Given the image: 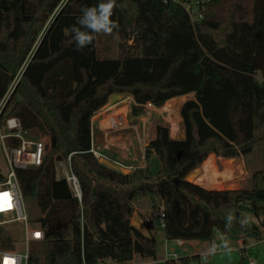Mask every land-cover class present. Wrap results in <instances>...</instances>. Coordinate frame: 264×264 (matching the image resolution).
Listing matches in <instances>:
<instances>
[{"label":"trees","instance_id":"obj_1","mask_svg":"<svg viewBox=\"0 0 264 264\" xmlns=\"http://www.w3.org/2000/svg\"><path fill=\"white\" fill-rule=\"evenodd\" d=\"M200 1L116 0L112 19L119 28L77 50L70 28L81 8L98 0H0V124L16 117L25 130L48 138L42 164L17 169L44 232L30 243L28 264L155 259V237L131 221L141 196L160 199L152 207L163 204L169 240L210 242L219 233L245 245L264 238V170L254 171L252 186L240 191L188 179L212 153L238 158L264 144V0H207L203 19L193 22L185 4ZM130 34L134 44H128ZM123 92L134 99V116L148 103L161 107L195 94L181 105L184 137L158 124L149 140L145 157L162 161L156 175L147 165L115 170L89 152L92 118ZM6 143L20 141L8 137ZM70 153L81 200L57 176L56 162ZM5 179L0 170V182ZM246 213L259 223L243 222ZM15 244L0 226V251Z\"/></svg>","mask_w":264,"mask_h":264},{"label":"rangeland","instance_id":"obj_2","mask_svg":"<svg viewBox=\"0 0 264 264\" xmlns=\"http://www.w3.org/2000/svg\"><path fill=\"white\" fill-rule=\"evenodd\" d=\"M127 9L129 10L130 17L135 15L134 7H128L127 5ZM106 40L108 41V45L109 43L114 45L115 40L113 36H107ZM121 40L118 39L117 42L119 43ZM134 40V35L130 34L128 44H134ZM193 96H195L194 93L178 96L174 100L167 101L161 107L146 106L143 114L134 116L131 113V106L134 99L130 94L123 92L111 95L107 104L92 118V132L96 147L98 146L97 148L102 154L111 157L129 168L130 172L138 167H145L147 165L152 173L156 175L162 167V161L156 154L145 158L149 140L153 137L158 124L169 126L171 136L176 137V135L181 134L183 138L184 128L180 109L184 101ZM166 104H169L167 108H165ZM119 120L122 121L116 122ZM29 136L35 137L36 139L42 138L48 142L47 136H43L37 129L30 130ZM263 145L261 142L248 156H240L236 160L230 159L226 163L219 162L220 169H230L234 173L228 180L230 184L222 188H235V190L240 191L247 190L252 186L253 172L256 170H264ZM217 158L218 160L221 159L219 157ZM56 163L57 176L64 178L66 168L64 159H58ZM240 166L245 168L239 170ZM0 170L7 179L9 167L1 139ZM191 173L188 177L193 182H196L195 180L199 174L193 176L194 174ZM149 198L141 196L134 202V210L131 215L132 223L137 216L146 221L145 219L148 213L143 211L144 208L152 206L153 203H161L159 198L155 197L153 201ZM24 202L28 215V226L30 229H33L38 224L36 220L40 216V210L34 199L24 197ZM244 216L243 222L259 223V220L251 213H246ZM0 226H3L15 240V250L24 252L26 249V231L22 223L19 221L4 222L3 218L0 217ZM151 228L156 238L157 257L155 259H141L138 256V259L135 258L133 261L135 264H165L166 260L170 257L169 254L172 252H176L179 259H174L171 264H249L248 257L241 254V248L243 247H249V254L255 259L256 264H264V238L261 240L249 239L244 245L241 242L234 241L229 237L216 233L210 242L188 240L179 243L178 240H169L166 238L164 227L158 219L153 220ZM182 257H189V259L187 262L181 263L180 259ZM107 264L117 263L108 262Z\"/></svg>","mask_w":264,"mask_h":264},{"label":"built area","instance_id":"obj_3","mask_svg":"<svg viewBox=\"0 0 264 264\" xmlns=\"http://www.w3.org/2000/svg\"><path fill=\"white\" fill-rule=\"evenodd\" d=\"M175 1L180 2L181 0ZM206 2L207 0H201L200 4L202 6H199L198 2L193 3V5L189 3L185 4L193 22H195V20L203 19V9ZM146 106L156 107L152 103H148ZM1 107L2 105H0V110ZM29 132L30 131H27L23 128L20 120L16 117H10L0 124V139L2 141L3 150L5 152L6 161L9 167L7 179H5L3 182H0V217L3 218L4 222H21L26 231L25 251H0V264H28L30 243L34 240H40L44 237V232L39 225L33 229H30L28 226L29 221L24 202V195L17 178V169H26L40 166L48 149V144L44 139L30 137ZM8 137L19 139V145L12 147L8 146L6 143V139ZM97 147L92 132L91 147L89 152H91L100 161L104 157L111 158L102 154ZM72 155L73 153H70L69 156L64 160V164L66 166L64 178L67 180L74 195L79 200H81L82 190L80 181L72 169ZM153 219H158L164 227L165 212L163 204H161L158 210H152L151 214L146 218V222L150 223ZM178 241L179 243H183L182 240ZM241 254L248 257L249 264H256L255 259L249 254V247L241 248ZM169 256L170 257L168 259L171 260L179 259L176 252L170 253ZM100 264L107 263L101 262Z\"/></svg>","mask_w":264,"mask_h":264},{"label":"clouds","instance_id":"obj_4","mask_svg":"<svg viewBox=\"0 0 264 264\" xmlns=\"http://www.w3.org/2000/svg\"><path fill=\"white\" fill-rule=\"evenodd\" d=\"M115 7L116 0H98L94 6L80 9L81 15L70 28L77 50L93 44L99 35H111L119 28L118 23L112 19Z\"/></svg>","mask_w":264,"mask_h":264},{"label":"crops","instance_id":"obj_5","mask_svg":"<svg viewBox=\"0 0 264 264\" xmlns=\"http://www.w3.org/2000/svg\"><path fill=\"white\" fill-rule=\"evenodd\" d=\"M175 98H177V97H174L170 100H174ZM120 121H122V120H119L116 122H120ZM155 135H156V130L154 132L153 137H155ZM183 136H184V134H183ZM176 137H182V135L178 134V135H176ZM211 158H212V160L210 162L206 163V161L208 159H211ZM230 159L236 160V158H221L218 160V158L216 157V155L214 153L210 154L208 156V158L202 163L201 167L196 168L191 173V174H194L193 176H196V174L197 175L199 174L198 178H196V180H195L196 181L195 183H198V184H200L206 188H209V189H235V188H222V187H225L226 185L230 184L228 180L233 176L234 173L230 169H220V167H219L220 163L219 162L226 163ZM239 168H240L239 170H243V168H245V167L242 168V166H240ZM152 210H153V207L148 206V207L144 208L143 211H146L148 213L147 215L149 216L151 214ZM147 215H146V218L148 217ZM153 220H152V222H153ZM152 222L147 223L146 221H144L139 216H137L135 218V220H133V224L136 225L143 233L154 237V232L152 231V228H151ZM182 242H185V241H182ZM239 242H241V241H239ZM137 257H138V255H136L134 257V259L132 260V262L130 264H135L133 261ZM140 258L143 259L142 257H140ZM108 262H110V261H108Z\"/></svg>","mask_w":264,"mask_h":264},{"label":"water","instance_id":"obj_6","mask_svg":"<svg viewBox=\"0 0 264 264\" xmlns=\"http://www.w3.org/2000/svg\"><path fill=\"white\" fill-rule=\"evenodd\" d=\"M176 138L177 139H182V137H176ZM101 162L103 164L107 165L108 167L113 168L115 170L122 171L124 173H129L130 172L129 168H127L126 166H124L123 164L119 163L118 161H116L114 159H111V158H108V157H104V158H102ZM239 197L242 198L243 195L240 194Z\"/></svg>","mask_w":264,"mask_h":264},{"label":"bare ground","instance_id":"obj_7","mask_svg":"<svg viewBox=\"0 0 264 264\" xmlns=\"http://www.w3.org/2000/svg\"><path fill=\"white\" fill-rule=\"evenodd\" d=\"M169 101H170V100H169ZM167 106H169V104H168V105L166 104V105H165V108H167Z\"/></svg>","mask_w":264,"mask_h":264}]
</instances>
